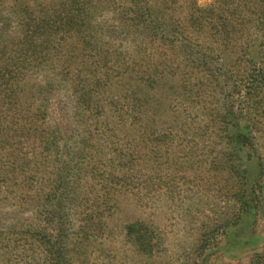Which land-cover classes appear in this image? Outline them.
I'll return each mask as SVG.
<instances>
[{"label": "rangeland", "instance_id": "rangeland-1", "mask_svg": "<svg viewBox=\"0 0 264 264\" xmlns=\"http://www.w3.org/2000/svg\"><path fill=\"white\" fill-rule=\"evenodd\" d=\"M3 1L7 7L19 1L22 8L28 2L54 0ZM146 1L162 23L177 29L166 33L177 50L161 40L139 46L107 17L106 0L97 15L103 25H112L118 40H112L111 58L123 47L130 56L124 67L136 64L156 81L153 90L143 89L136 115L134 105L124 98L117 112L116 106L111 110L108 104L123 96L117 86L98 96L106 105L102 117L92 110L80 121L72 117L67 84L47 95L54 106L53 119L63 122L62 152L81 176L68 213L67 260L70 264H264V87L250 89L258 85L261 69L251 60H262L264 65V26L260 28L257 21L264 0ZM102 37L109 39L108 34ZM200 45L214 73L220 74L219 83H208L207 73L179 50H200ZM97 54H107L106 48ZM61 66L51 59L30 72L22 83L24 101L30 100L38 84L51 81ZM129 113L137 122L128 119L124 124ZM222 118L233 124V144L223 133ZM129 147L131 155L124 156ZM229 153L248 172L252 214H242L235 201L245 183L231 176L225 163ZM41 170L52 171V161ZM4 190L16 192L12 185ZM29 192L36 198L34 190ZM28 200L13 196L6 201L2 194L0 209L26 208L30 224L38 220L39 209ZM130 225L150 232L151 248L133 243L126 231ZM11 239L0 244L4 249L0 264H44L42 250L21 236Z\"/></svg>", "mask_w": 264, "mask_h": 264}, {"label": "trees", "instance_id": "trees-1", "mask_svg": "<svg viewBox=\"0 0 264 264\" xmlns=\"http://www.w3.org/2000/svg\"><path fill=\"white\" fill-rule=\"evenodd\" d=\"M3 2L0 0V196L3 194L6 201L15 196L21 202L28 196V201H31L34 208L38 207L39 212L38 220L29 224L31 220L25 218L24 214L26 208H21L20 211L16 208L13 211L1 208L0 244L12 240V236H21L29 245L42 250L40 258L44 264H70L65 254L68 239L66 226L70 217L68 213L72 211L77 195L75 186L81 176L75 173L72 164L65 157L66 153L62 152L64 147L62 148L60 137L63 122L53 119L54 106L47 95L55 87L67 84L71 89L72 117L80 121L84 113L92 110L99 112L102 117L106 112V105L98 96L106 95L110 88L117 86L123 96L108 104L111 110L116 106L117 112V105L124 98L127 100L126 104L134 105L133 115H136V108L140 109L139 97L143 89L153 90L156 81L149 70L142 72L136 64L129 66L131 70L124 67L125 64L122 63L130 56L123 47L115 51L116 58H111L109 50L114 45L113 41L118 40L112 35V25L109 28V23L103 25V22L97 20V15L102 10V0L34 1L26 3L22 8L18 7L19 1L8 7ZM106 4L110 7L107 17L118 24L119 31L138 40L139 46L147 41L161 40L170 43L174 50L179 48L171 38H166V33L170 31L167 29H177L162 23L158 11H154L146 0H106ZM104 18L106 17L102 19ZM257 21L262 28L264 10ZM223 26L226 27L225 24ZM103 34H108L109 39L106 38L105 41ZM261 45H264V38ZM102 47L106 48L107 54L99 56L97 51ZM199 47L200 50H179L184 51L192 63H197L199 69L202 68L201 72L207 73L208 83H219L220 74L214 73V68L205 59L204 48L202 45ZM142 50L139 48L140 52ZM51 59H57V63L62 66L55 70L51 81L45 85L38 84L30 100L24 101L26 92L22 83L26 76L30 72L39 71ZM251 61L261 68L256 81L258 85L250 87L252 91H256L264 87V65L262 60ZM52 68L54 71L55 64H52ZM133 115L129 113L124 124L128 119L137 122ZM51 119L54 124L50 122ZM221 124L227 142L233 144L231 120L222 118ZM242 140L247 139L241 138L239 141ZM68 141H71V137H68L67 145ZM127 150L129 151L124 156L131 155L133 148L129 147ZM71 151L72 162H78L76 152ZM228 156L229 161L225 163L231 176L245 183V189L235 194V201L242 214H252L254 210L250 206L249 202L252 201L247 189L250 183L248 172L243 163L234 158L233 153ZM50 161L53 170H41ZM10 185L16 192L4 190ZM33 190L36 198L30 196L29 191ZM11 219L13 223L10 222ZM137 227L138 225L128 226L127 236L134 238L132 241L136 246L151 248L154 238L144 228L138 230ZM2 250L4 249L0 248Z\"/></svg>", "mask_w": 264, "mask_h": 264}]
</instances>
